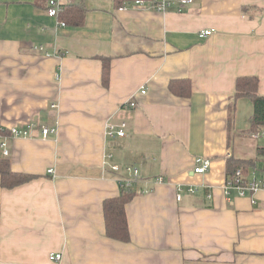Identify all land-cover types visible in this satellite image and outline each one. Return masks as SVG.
<instances>
[{
    "label": "crops",
    "instance_id": "crops-1",
    "mask_svg": "<svg viewBox=\"0 0 264 264\" xmlns=\"http://www.w3.org/2000/svg\"><path fill=\"white\" fill-rule=\"evenodd\" d=\"M122 1L73 0L83 23L60 27L45 0H0V143L14 172L35 177L0 184V264H264V190H226L230 160L247 162L246 181L264 180V140L252 137L264 128L251 127L252 100L234 98L240 77H257L264 96V0L167 12ZM182 79L190 97L169 89ZM122 122L124 137L106 135ZM29 123V137L9 133ZM41 126L57 133L44 139ZM197 157L211 161L204 174ZM128 167L141 179L122 242L106 235L103 204Z\"/></svg>",
    "mask_w": 264,
    "mask_h": 264
},
{
    "label": "trees",
    "instance_id": "trees-1",
    "mask_svg": "<svg viewBox=\"0 0 264 264\" xmlns=\"http://www.w3.org/2000/svg\"><path fill=\"white\" fill-rule=\"evenodd\" d=\"M45 1L48 4L49 0ZM123 1L122 3H120L119 7L123 4ZM84 16L85 9L83 7L71 4L62 7L59 13V20L65 22L67 26H79L83 23ZM101 61L102 84L107 87L110 82V58L101 57ZM169 89L173 94L180 97H190V95L192 94L191 83L188 79L172 80L169 84ZM244 97L250 98L253 102V115L251 119L252 129L258 130L259 128H264V96L258 93L257 77H240L237 79L234 98L236 100ZM1 156V187L11 189L30 182L35 178L34 176L29 174L14 172L11 168V163L8 156H4L3 153ZM245 163L247 162L230 160L228 162V179L233 178L237 170H241L242 173H245ZM119 186L121 189L119 197L107 199L103 204L107 229L106 235L109 238L118 241L129 242L131 236L126 215V205L137 195V192L135 190L136 186L134 185V187L132 188H125L121 183L119 184Z\"/></svg>",
    "mask_w": 264,
    "mask_h": 264
},
{
    "label": "built area",
    "instance_id": "built-area-1",
    "mask_svg": "<svg viewBox=\"0 0 264 264\" xmlns=\"http://www.w3.org/2000/svg\"><path fill=\"white\" fill-rule=\"evenodd\" d=\"M193 0H124L123 5L119 8L120 10H127V9H144V10H152L157 12H167L172 5L178 4L179 6H185L187 4L192 3ZM73 3V0H49L48 1V7H47V14L49 17H52L56 19L57 26L64 27L66 26L65 22L59 20V13L63 6L71 5ZM212 34V31H205L202 33V36H210ZM42 50V47L40 48ZM142 94L146 93V89H142ZM127 106L131 108H135L137 106V101L135 98L130 99L127 101ZM55 107V105H53ZM127 124L125 122H122L120 124L116 123H108L106 125V135L108 137H124L126 135V128ZM40 132L44 139L47 138L48 135L57 133V127H46L41 126L39 127ZM2 130V129H0ZM34 130L33 124H27L25 127L20 128L13 126L10 128L11 135L15 137H29ZM252 137L255 139L263 138L264 140V129L256 131L252 133ZM0 149L4 156L10 155V150L8 148V144L6 140H2L0 143ZM228 156L230 154L228 153ZM211 167V161L208 158L205 157H197L195 160V166H194V172L196 174H204L206 173ZM111 169L113 171L119 172L120 168L117 165L111 166ZM53 169H49L48 173H53ZM126 172V178L122 179L121 184L125 188H132L134 185L138 183V181L141 179V174L137 168L134 167H128L125 169ZM156 182L161 183L163 182L162 177H158L156 179ZM236 187L241 191V194L243 195L245 193V190H248L251 192V194H255L261 190H264V180H256L253 179L252 181H246L243 177V173L241 170H237L233 178L228 179L226 190ZM192 190V189H191ZM182 188H178L177 193V199H181V192ZM193 191V190H192ZM49 259L56 263L59 262L62 259L61 253H53L49 256Z\"/></svg>",
    "mask_w": 264,
    "mask_h": 264
},
{
    "label": "rangeland",
    "instance_id": "rangeland-1",
    "mask_svg": "<svg viewBox=\"0 0 264 264\" xmlns=\"http://www.w3.org/2000/svg\"><path fill=\"white\" fill-rule=\"evenodd\" d=\"M206 37V36H205ZM25 127V126H24ZM21 128V127H20ZM11 134V133H10ZM32 134V133H31ZM3 135V134H2ZM13 136V135H12ZM13 137H15V136H13Z\"/></svg>",
    "mask_w": 264,
    "mask_h": 264
}]
</instances>
